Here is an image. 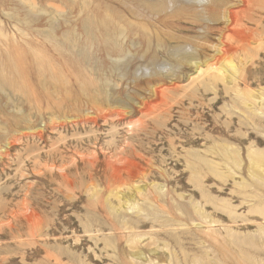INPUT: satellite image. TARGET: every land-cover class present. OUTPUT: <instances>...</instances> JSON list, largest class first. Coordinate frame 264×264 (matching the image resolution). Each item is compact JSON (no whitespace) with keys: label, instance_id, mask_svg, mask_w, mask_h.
Wrapping results in <instances>:
<instances>
[{"label":"rangeland","instance_id":"374dc122","mask_svg":"<svg viewBox=\"0 0 264 264\" xmlns=\"http://www.w3.org/2000/svg\"><path fill=\"white\" fill-rule=\"evenodd\" d=\"M161 1L0 0V264H264V17L232 75L236 2Z\"/></svg>","mask_w":264,"mask_h":264},{"label":"bare ground","instance_id":"6f19581e","mask_svg":"<svg viewBox=\"0 0 264 264\" xmlns=\"http://www.w3.org/2000/svg\"><path fill=\"white\" fill-rule=\"evenodd\" d=\"M236 5H234L226 14L223 15V27L222 32L219 37V46L216 48L215 52L218 55V63L221 64L225 60H228L223 66L226 71L231 72L232 75L237 74L238 69L232 65L231 61L228 59L233 52L237 50L238 46H244L250 44V36L252 31V26L260 23L262 17H264V0H234ZM160 2H162L160 0ZM166 2V1H165ZM173 2V1H172ZM163 3V2H162ZM165 5V4H164ZM237 6V8L235 7ZM184 10V9H183ZM182 10V11H183ZM26 21V20H25ZM42 62V61H40ZM12 64V63H11ZM154 64V63H153ZM115 66V65H114ZM156 67V66H155ZM152 68V67H151ZM126 69V68H125ZM157 69V68H156ZM197 69V67H196ZM154 70V69H153ZM7 71V70H6ZM137 71V70H136ZM157 71V70H156ZM125 72V71H124ZM141 72V71H140ZM139 72V73H140ZM148 72V71H147ZM155 72V71H153ZM152 72V73H153ZM137 73V72H136ZM150 73V72H149ZM138 74V73H137ZM139 75V74H138ZM135 76V74H134ZM1 84V83H0ZM158 85V84H157ZM2 86V85H0ZM159 88V86H158ZM157 88V89H158ZM155 89V87L153 88ZM1 90V89H0ZM165 90L159 88L158 90H153L152 97L155 99L162 98L165 95ZM4 92V91H3ZM150 98V97H149ZM151 99V98H150ZM143 100V99H142ZM154 100V99H153ZM121 101V100H120ZM161 102V101H160ZM124 103V102H123ZM143 103V102H142ZM149 103V102H148ZM97 104V103H96ZM145 104V103H144ZM147 104V103H146ZM117 105V104H116ZM150 105V104H147ZM125 106V105H124ZM142 106V105H141ZM144 106V105H143ZM146 106V105H145ZM103 108V107H102ZM114 108V107H113ZM140 108V105H139ZM110 109V108H109ZM148 109V108H147ZM103 110V109H102ZM107 110V109H105ZM117 110V109H116ZM124 110V109H123ZM127 110V109H125ZM114 111V110H113ZM108 113V112H107ZM119 113V110H118ZM121 113V111H120ZM155 113V112H154ZM110 114V113H109ZM125 114V113H124ZM150 114V113H149ZM116 115V114H115ZM88 116V115H87ZM90 116V115H89ZM99 116V115H98ZM114 116V115H113ZM120 116V115H119ZM146 116V115H145ZM101 117V116H100ZM116 117V116H115ZM97 118V117H96ZM101 118H107L103 115ZM112 118V117H111ZM104 121V120H103ZM124 140V139H123ZM112 141V140H111ZM127 141V139H126ZM130 142V139L128 140ZM109 142V141H108ZM113 142V141H112ZM107 143V142H106ZM110 143V142H109ZM108 143V144H109ZM126 143V142H125ZM112 144V143H111ZM115 144V143H114ZM123 144V143H122ZM130 145V144H129ZM128 144H123V146H115L114 154L108 155L109 157L100 162L96 156L87 159V164L89 165V171L95 173V170L99 168L102 172L103 177L109 182L118 183L121 182L124 177H134L139 172L141 173V165L137 160L139 159L137 155H133L130 152V147ZM109 146V145H108ZM106 147V146H105ZM93 150V149H92ZM101 151V150H100ZM104 151V150H103ZM138 151V150H137ZM136 152V151H135ZM141 153V152H140ZM257 154V153H256ZM260 154V153H259ZM92 156V155H91ZM90 157V155H89ZM147 157V156H146ZM81 158V155H80ZM142 160V159H141ZM87 165V166H88ZM100 165V166H99ZM143 167V166H142ZM143 171V170H142ZM143 174V173H142ZM140 176V175H139ZM66 178V176H65ZM135 178V177H134ZM71 184V183H70ZM134 205V204H133ZM132 207H137L133 206ZM26 205H24L25 207ZM220 206V205H219ZM225 208V207H224ZM131 209V208H130ZM133 210V209H132ZM19 211V210H18ZM31 211V210H29ZM135 211V209H134ZM144 210H142L143 213ZM23 212V211H22ZM27 212V211H26ZM141 212V210H140ZM139 212V213H140ZM16 213V212H15ZM31 213V212H30ZM25 214V213H23ZM136 214V213H135ZM27 215V214H26ZM32 215V214H31ZM29 216V215H28ZM33 216V215H32ZM35 216V215H34ZM31 217V216H30ZM206 217V216H205ZM27 219V218H26ZM33 220V219H32ZM124 221V220H123ZM30 222V220H29ZM128 224V223H127ZM126 225V224H125ZM198 227V226H197ZM132 229V228H131ZM210 230V229H209ZM121 231V230H120ZM263 230H261L262 232ZM86 232H89L86 230ZM260 232V233H261ZM135 237V236H134ZM248 240V239H247ZM137 243V242H136ZM239 243V242H238ZM242 243V242H241ZM236 244V243H235ZM240 244V243H239ZM249 247V246H247ZM167 250V249H166ZM139 253V252H138ZM131 254V253H130ZM134 257L138 256L140 259L142 254L133 253ZM132 256V257H133ZM136 258V257H135ZM136 261V260H135ZM217 261V260H216ZM134 262V261H133ZM154 264V263H153ZM201 264V263H200Z\"/></svg>","mask_w":264,"mask_h":264}]
</instances>
